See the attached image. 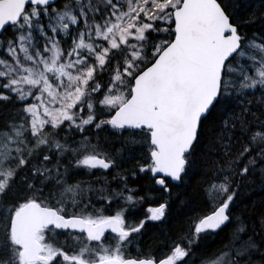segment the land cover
<instances>
[{
	"label": "snow or ice",
	"instance_id": "snow-or-ice-1",
	"mask_svg": "<svg viewBox=\"0 0 264 264\" xmlns=\"http://www.w3.org/2000/svg\"><path fill=\"white\" fill-rule=\"evenodd\" d=\"M0 264H264V0H0Z\"/></svg>",
	"mask_w": 264,
	"mask_h": 264
},
{
	"label": "trees",
	"instance_id": "trees-1",
	"mask_svg": "<svg viewBox=\"0 0 264 264\" xmlns=\"http://www.w3.org/2000/svg\"><path fill=\"white\" fill-rule=\"evenodd\" d=\"M153 195L158 196L159 193H153ZM253 199H254V200H259V199H260V195L258 194V195H256V196H254ZM149 206H150L149 204H145V205H143V206L139 209V211H140L141 213H143V212L146 211L147 207H149ZM152 206H154V205H152ZM141 218H142V217H141Z\"/></svg>",
	"mask_w": 264,
	"mask_h": 264
}]
</instances>
